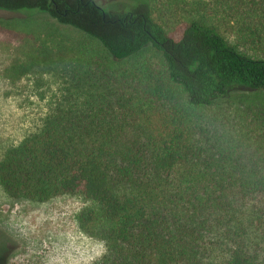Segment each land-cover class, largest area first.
<instances>
[{
    "label": "trees",
    "instance_id": "trees-1",
    "mask_svg": "<svg viewBox=\"0 0 264 264\" xmlns=\"http://www.w3.org/2000/svg\"><path fill=\"white\" fill-rule=\"evenodd\" d=\"M217 5L236 21L234 43L205 17L173 37L148 0L124 10L0 0L50 14L116 60L148 48L162 56L163 70L139 63L120 77L129 96L58 105L0 162L12 197L87 202L79 227L107 248L93 264H264V100L239 106L238 122L215 113L238 93L264 92V0ZM159 106L155 126L138 115Z\"/></svg>",
    "mask_w": 264,
    "mask_h": 264
},
{
    "label": "rangeland",
    "instance_id": "rangeland-1",
    "mask_svg": "<svg viewBox=\"0 0 264 264\" xmlns=\"http://www.w3.org/2000/svg\"><path fill=\"white\" fill-rule=\"evenodd\" d=\"M96 1L124 10L144 0ZM148 1L156 20L175 38L191 20L205 17L236 42V21L221 15L218 0ZM139 63H148L155 71L164 69L161 54L153 48L119 61L98 40L46 12L0 9V162L11 148L39 130L58 105L83 102L92 97L90 93L99 99L100 92H106L114 102L120 95L129 96L128 83L119 80ZM262 100L264 92L238 93L215 113L224 112L230 121L238 122V114L244 112L239 106ZM163 111L159 106L138 115L155 126ZM86 205L79 195L63 194L45 202L16 198L0 184V263L93 264L99 260L107 250L105 242L84 232L77 221Z\"/></svg>",
    "mask_w": 264,
    "mask_h": 264
},
{
    "label": "flooded vegetation",
    "instance_id": "flooded-vegetation-1",
    "mask_svg": "<svg viewBox=\"0 0 264 264\" xmlns=\"http://www.w3.org/2000/svg\"><path fill=\"white\" fill-rule=\"evenodd\" d=\"M0 264H4V261H1V263Z\"/></svg>",
    "mask_w": 264,
    "mask_h": 264
}]
</instances>
